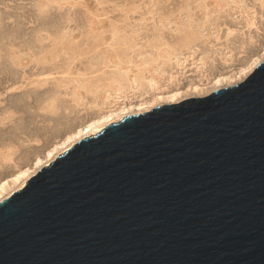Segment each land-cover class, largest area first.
Returning <instances> with one entry per match:
<instances>
[{"label": "water", "instance_id": "1", "mask_svg": "<svg viewBox=\"0 0 264 264\" xmlns=\"http://www.w3.org/2000/svg\"><path fill=\"white\" fill-rule=\"evenodd\" d=\"M0 264H264V61L41 168L0 202Z\"/></svg>", "mask_w": 264, "mask_h": 264}, {"label": "rangeland", "instance_id": "2", "mask_svg": "<svg viewBox=\"0 0 264 264\" xmlns=\"http://www.w3.org/2000/svg\"><path fill=\"white\" fill-rule=\"evenodd\" d=\"M263 54L264 0H0V182L115 107L209 94Z\"/></svg>", "mask_w": 264, "mask_h": 264}, {"label": "bare ground", "instance_id": "3", "mask_svg": "<svg viewBox=\"0 0 264 264\" xmlns=\"http://www.w3.org/2000/svg\"><path fill=\"white\" fill-rule=\"evenodd\" d=\"M263 61H264V54L262 56L258 57L257 59H255L253 62H251V64L248 65L247 67H246V65H247L246 64L245 67L243 66L244 68L243 67H241L239 69L234 68L233 70L229 71L228 73L222 72L223 73L222 74L220 72L221 74L219 73L220 75L215 77V78L209 76V78L207 77V80H208L207 82H209L213 86H217L219 88L227 86V85H234V84L240 83V82L244 81L248 76H250L252 74V72L257 68V66ZM1 70H3V69H1ZM205 81H204V84H205ZM200 85H201V83H200ZM200 85H199V83L198 84L195 83L194 85H192L190 87L187 86L186 88H178L177 87V89H174L172 92H170L167 95H156V96L154 95L155 97L153 98L152 102H155V104H157V103H159V104L175 103V102H179L182 99H184L186 97V95L195 94L198 96H202L203 94H206V93L208 94V91H210V90L209 89L202 90V89H200L202 87V86L200 87ZM135 106L138 108V112H145V111H148L151 109L150 108L151 106L147 105L148 106L147 107L145 105V103H141V102L136 104ZM135 106H132V108ZM128 114H130L129 113V107H127V106L115 107V108L109 110V112H107L106 114H103L102 116L99 115V117L101 116L100 118H95V120L93 119V120L89 121L88 123L78 127L77 129H75V131L73 130V133L71 132L70 135L68 134V136L66 138L64 137L65 139L63 141H61L60 143H57L55 146L53 145L54 147L51 148L50 150L48 149V152L45 154L44 157H38L36 163L32 167H28L25 169L23 168L22 170H18V173H14L15 174L14 176L11 175L12 176L11 178L4 179V181H1L0 182V202L5 198L10 197L15 191L24 188L26 186L27 181L32 176H34L41 168L51 165V163L59 155L64 154L66 151L71 149L77 142H79L80 140H82L84 138L97 135L98 133H100L104 128H106L110 124H112L116 121H122L125 118V116Z\"/></svg>", "mask_w": 264, "mask_h": 264}]
</instances>
